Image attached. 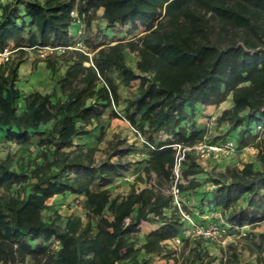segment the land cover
Wrapping results in <instances>:
<instances>
[{
  "label": "trees",
  "instance_id": "1",
  "mask_svg": "<svg viewBox=\"0 0 264 264\" xmlns=\"http://www.w3.org/2000/svg\"><path fill=\"white\" fill-rule=\"evenodd\" d=\"M72 9L82 17L90 55L69 48ZM99 10L109 38L98 29L85 32ZM126 25L127 33L140 32L118 38ZM42 47L53 48L43 59L51 89L23 93L16 86L18 67L29 50ZM4 48L12 54L0 63L2 137L38 149L15 165L10 155L0 157V264L170 259L167 241L182 239L186 224L167 192L172 144L189 147L202 140L207 128L198 123L200 106H217L229 95L231 106L215 118L226 128L210 141L231 140L237 151L254 147L260 168L250 161L227 164L211 189L192 198L201 183L189 176L200 166L189 151L181 172L185 183L177 186L183 211L195 221H201L196 212L217 208L229 234L246 228L241 250L253 256V264H264V233L253 231L264 222V0H3L0 52ZM125 50L135 53L134 68ZM108 108L107 117H123L145 142L137 146L116 137L97 158L96 146L75 138L93 126L100 137ZM257 124L262 130H255ZM137 150L143 154L141 175L153 183L113 195L108 186L128 169L125 156ZM64 194L80 198L84 216L70 214L60 225L59 214L44 212L49 198ZM144 221L153 227L138 243ZM193 243L187 264L238 263L232 245L217 259L201 240Z\"/></svg>",
  "mask_w": 264,
  "mask_h": 264
},
{
  "label": "rangeland",
  "instance_id": "2",
  "mask_svg": "<svg viewBox=\"0 0 264 264\" xmlns=\"http://www.w3.org/2000/svg\"><path fill=\"white\" fill-rule=\"evenodd\" d=\"M100 15L101 11L99 10L90 19L88 26L86 24L85 32L92 33L94 30L98 29L102 32L105 31L107 37L109 38L112 36V33L109 30L105 29L104 20L100 17ZM70 28L72 32L76 31V27L71 26ZM126 28H128L127 25L123 27L122 32L117 34L118 38L127 40L140 32V29H134L132 33H127ZM40 54L41 52L39 50H29L28 58L31 62L29 71H27V74L21 79V84L19 80L16 81L18 85H21L22 90L29 87H33L38 90H45L51 84L49 80V71L45 68V62L43 60L46 54L44 56H41ZM124 57L126 63L134 68V64L136 61L135 53L125 50ZM33 63H35L34 68H32ZM25 64L26 63H24V65ZM59 67L62 68V65ZM109 112L110 109L108 108L104 114V119L101 122V130L103 131V134H101L100 137H97L100 130L99 126H93L89 133L75 138V143H81L87 146H96L98 148V151L95 153L97 158L103 156L104 153L102 150L105 148L107 141L110 139H114L117 137L119 139L126 140L127 143H137V146H140L141 143L137 135L134 134L129 124L123 117L119 116L109 118L107 117V114ZM213 115L214 114H204L202 115V118L207 120L206 124L212 119L215 122L216 117H212ZM206 124L205 127L210 130L207 134L208 140H211L213 137L215 138L216 136L220 135L226 128L224 125H218L216 123H214L211 128H208ZM37 149L38 147L34 143L28 145L26 148H23L16 142L5 141L2 137V132L0 131V157L10 155L13 158L14 165L15 160H18L20 158L25 159L28 156H34ZM255 154L256 149L252 146H248L238 151L234 149L231 153L228 154L210 157L201 164L196 161L194 157L195 161L198 162L200 169L194 175H190L189 177H194L201 183V185L196 188V191L194 192L192 198H197L202 191L211 189L213 187L211 181L212 178L215 177L217 173L222 172L224 166L227 164L239 166L243 162H246L250 159L252 160L251 162L254 168H260V164L256 160ZM125 160L127 162H130L128 169L120 178L116 179L112 184L108 186L113 195L125 194L126 192H128L132 185L136 189H139L145 186H149L151 183H153V180H151L150 182L147 179L144 180V177L141 175L142 163H140V160H143V154L140 151L137 150L131 152L130 154H127L125 156ZM137 176H142L143 179H137ZM126 177L128 179H125ZM181 182L185 183V179L182 175ZM10 193H15V186L11 188ZM77 200H80V198H76L73 194L55 195L48 199L47 203L50 205V208L45 210L44 214L49 217H54L55 214H59L60 218L56 222L60 225L63 224L65 218L70 214L79 215L83 218L84 211L80 207ZM193 212L195 213V210ZM204 212L205 209H203L202 213L196 212L195 214L198 217V215H201ZM215 217H205L203 219H200L201 221L199 223L207 224L214 221L213 219H215ZM152 227L153 225L149 222L144 221L141 223L139 233L137 234L138 243L141 242L144 232L151 229ZM245 231L246 228H243L239 232L231 233L225 237L208 239L193 234L191 229L188 228L185 224L183 226L182 239L181 237H178V240L173 239L171 241H167L168 248H171V250L173 251V253L171 254L172 257L170 259L153 257L151 264H187L189 250L192 246H194L193 242L198 239L201 240L202 248L207 250L210 255H214L217 259L224 254H229V252H231V249H229L228 246L232 245L235 247V251L239 257L237 264H253V256H249L246 251L241 250L242 236ZM253 231L264 233V222L260 223L258 227H256ZM23 264H30V260H26Z\"/></svg>",
  "mask_w": 264,
  "mask_h": 264
},
{
  "label": "built area",
  "instance_id": "3",
  "mask_svg": "<svg viewBox=\"0 0 264 264\" xmlns=\"http://www.w3.org/2000/svg\"><path fill=\"white\" fill-rule=\"evenodd\" d=\"M3 1V0H0ZM71 16L74 18V27H76V31L72 32V40L73 45L69 48H73L76 50L81 51L84 54L90 55V53L87 52V48L84 44V23L82 21V17H79L77 15V12L75 9H72L70 11ZM53 48L50 47H42L39 49L41 52V56H44L45 54L52 51ZM65 48L59 47L58 50H64ZM12 54V50L9 48H4L0 52V63H4L9 60L10 56ZM214 120H210L206 126L208 128H211L212 125H214ZM130 126V125H129ZM131 130L133 132H136V130L131 127ZM263 126L261 124H257L255 126L256 131L262 130ZM210 130L207 129V133L203 137L202 140L196 142L192 146H183L179 143H173L172 147L175 150V156L173 165L171 168V175H170V184L167 189V192L171 195V203L173 206H175L181 215L182 220L186 223L187 227L191 229L193 234H196L198 236H202L204 238L208 239H215V238H221L228 236L229 233L227 231V225L221 221L214 220L212 222H209L207 224H201L197 221H195L192 216H190L188 213L183 211L182 204H183V196L181 191L179 190L177 183L181 182V172L183 168V161L185 160V155L187 152L193 153L195 156L196 161H198L200 164L204 163L207 159L210 157H215L222 154H228L231 153L235 149V145L231 140H225L223 142H217V141H210L207 139V134ZM137 137L139 138V141L141 143L145 142L143 138L139 135V133H136ZM125 179H128L127 177ZM188 235V234H187ZM244 235V234H243ZM178 240L177 238H175Z\"/></svg>",
  "mask_w": 264,
  "mask_h": 264
},
{
  "label": "crops",
  "instance_id": "4",
  "mask_svg": "<svg viewBox=\"0 0 264 264\" xmlns=\"http://www.w3.org/2000/svg\"><path fill=\"white\" fill-rule=\"evenodd\" d=\"M24 63H26L25 65H24ZM30 59L27 57V59L23 62V63H21L20 65H19V67H18V79L17 80H19L20 81V84H21V79L27 74V71H29V67H30ZM43 63V62H42ZM16 86L23 92V93H28V92H31V91H39V92H41V93H48L49 91H50V89H51V84L49 85V87L48 88H46L45 90H38V89H36V88H31V87H29V88H27V89H23L22 90V87H21V85H18L17 83H16ZM225 103V104H224ZM231 100H230V95L227 97V99L225 100V101H223L222 103H220L219 105H217V106H212V105H210V106H200V118L198 117V123H199V125L201 126V127H204L205 126V124H206V119H204V118H202V115H204V114H208V115H210V114H214L212 117H216V116H218L219 114H220V112L223 110V109H225V108H229L230 106H231ZM204 121H205V124H204ZM246 161V160H245ZM247 161H252V160H247ZM237 164H238V162H237ZM239 166H241V165H239ZM207 208H205V212L203 213V214H201V215H198V218L199 219H203V218H209L210 216L212 217H215V219H213V220H217V221H222V219H221V217H220V214H219V211L217 210V208H212V210H210V211H207ZM202 217V218H201ZM219 219V220H218ZM140 226H141V224L139 225V229H140ZM150 230V229H149ZM149 230H147V231H145L144 232V234L146 233V232H148Z\"/></svg>",
  "mask_w": 264,
  "mask_h": 264
}]
</instances>
